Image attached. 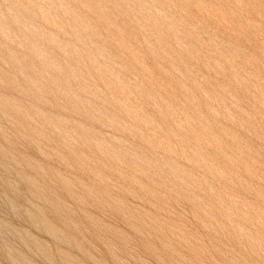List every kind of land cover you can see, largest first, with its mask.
Instances as JSON below:
<instances>
[{"label": "rangeland", "instance_id": "obj_1", "mask_svg": "<svg viewBox=\"0 0 264 264\" xmlns=\"http://www.w3.org/2000/svg\"><path fill=\"white\" fill-rule=\"evenodd\" d=\"M0 264H264V0H0Z\"/></svg>", "mask_w": 264, "mask_h": 264}]
</instances>
